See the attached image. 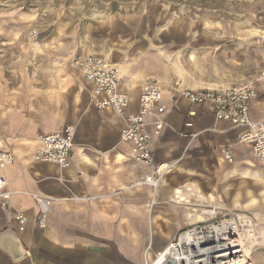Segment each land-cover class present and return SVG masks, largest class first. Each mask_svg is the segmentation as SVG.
Returning <instances> with one entry per match:
<instances>
[{
  "label": "crops",
  "instance_id": "obj_1",
  "mask_svg": "<svg viewBox=\"0 0 264 264\" xmlns=\"http://www.w3.org/2000/svg\"><path fill=\"white\" fill-rule=\"evenodd\" d=\"M261 24L264 34V19ZM127 28L84 34L81 42L64 44L72 46L65 58L47 57L45 42L36 43L40 51L24 42L25 57L0 58V149L14 153L4 170L10 197L0 204V264H146L191 224V209L171 201L177 189L190 183L204 193L216 188L226 204L242 210L264 201V164L250 145L239 141L242 128L217 120L209 105L179 96L182 89H219L248 81L262 69L264 52L259 64L252 52L243 60L244 69L237 65L228 75L225 61L237 57H228L218 29H184L181 40L163 42L156 33L145 38L139 26ZM23 30L0 27V46L14 50L22 43L16 34ZM76 51L101 56L119 68V89L130 98L125 116L92 103L93 83L68 58ZM148 81L161 87L159 104L165 108L162 130L149 139L151 156L156 163H176L155 192L139 183L149 167L133 161L131 143L119 139ZM250 117L264 119V82L257 85ZM68 124L75 127L70 165L36 161L40 136L61 132ZM225 149L231 151V162ZM34 193L51 199L44 226L37 221ZM18 213L26 215L23 230ZM16 237L25 254L12 258L5 249Z\"/></svg>",
  "mask_w": 264,
  "mask_h": 264
},
{
  "label": "built area",
  "instance_id": "obj_2",
  "mask_svg": "<svg viewBox=\"0 0 264 264\" xmlns=\"http://www.w3.org/2000/svg\"><path fill=\"white\" fill-rule=\"evenodd\" d=\"M262 46L264 47V38ZM72 65L85 80L93 83L91 100L97 108H111L118 115L125 116L130 98L128 93L119 89L121 72L116 65L97 55H78L73 59ZM262 82H264V64L262 69L246 82L219 89H182L179 91V96L191 103L209 105L217 120H225L233 127L242 128L239 141L250 145L253 155L264 164V119L253 120L250 117V105L257 97V85ZM161 97V87L156 82H146L139 93L137 111L126 116L127 123L119 130L120 141L129 142L132 145V160L149 167V172L139 183L149 185L154 192L164 176L172 169L171 163H156L149 149L150 136L158 135L165 124L163 116L165 108L159 104ZM148 118L152 119L148 121ZM148 124H151V130L147 129ZM74 136L75 127L71 124L66 125L61 132L41 135L40 145L33 154L34 159L58 165L60 168L68 167ZM224 156L229 162L232 161L229 149L224 150ZM13 160L12 151L0 149L1 205H4L10 197L4 170L13 163ZM178 194H182L184 198ZM191 195L192 188L185 185L176 190L171 201L187 202ZM32 196L37 200L40 208L38 224L44 226L48 219L51 199L36 193ZM206 210L213 211L211 217L192 223L183 229L162 252L157 253L155 258L146 264H167L166 261L159 260L169 250L178 255L172 264H191L189 261L195 250L214 244L211 243L216 237L213 227L217 224L226 226L225 230L219 231L222 240L232 242L233 247L227 250L231 253L230 264H250L254 249L264 245V226L259 219L247 211H231L219 216V211L215 207ZM202 213L207 216L206 212L202 211ZM15 218L19 230H23L26 215L18 213ZM187 237L190 243L195 239L198 247L183 242Z\"/></svg>",
  "mask_w": 264,
  "mask_h": 264
},
{
  "label": "rangeland",
  "instance_id": "obj_3",
  "mask_svg": "<svg viewBox=\"0 0 264 264\" xmlns=\"http://www.w3.org/2000/svg\"><path fill=\"white\" fill-rule=\"evenodd\" d=\"M263 19L264 0H0V27L26 28L16 34L17 40L22 43L13 46L14 50L8 51L0 46V58L25 57L22 53L26 50L21 51L25 47L24 42L33 43L38 51L40 45L36 43L45 42L49 49V55L45 54L47 57L65 58V53L72 46L64 44L81 42L84 34L90 32L102 35L119 29L125 31L128 26H139L145 38L152 36L150 33H156V39L163 42L181 40L184 29L192 31L202 27L209 31L218 29L219 35L228 44V57L233 54L237 57L235 61L240 60L239 63L225 61V72L232 75L237 65L245 68L243 60L247 61L252 52L256 64H259L261 52H264ZM37 53L36 56H41L40 52ZM78 55L81 54L76 51L68 57L71 58V65ZM171 164L172 167L176 165ZM213 168L208 171L210 175L214 173ZM216 180L215 177L210 179L214 184ZM186 186L192 188V195L189 201L182 203L192 213L208 218L202 211L214 207L219 216L231 211H247L264 226V201L251 209L242 210L226 204L217 196L216 188L213 193H204L193 183ZM261 197L258 192V198ZM193 217L191 224L200 222L196 220L198 217ZM250 264H264V245L254 249Z\"/></svg>",
  "mask_w": 264,
  "mask_h": 264
},
{
  "label": "bare ground",
  "instance_id": "obj_4",
  "mask_svg": "<svg viewBox=\"0 0 264 264\" xmlns=\"http://www.w3.org/2000/svg\"><path fill=\"white\" fill-rule=\"evenodd\" d=\"M107 60V59H106ZM109 62V60H107ZM121 72V71H120ZM178 196H182V194H178ZM184 198V197H183ZM182 198V199H183ZM203 212L207 213V217H211L213 214L212 210H203ZM193 219H196L197 221H204L205 218L199 214L192 213ZM226 226L225 224H220V225H215L213 227L214 231L216 232V237L214 240H212L211 243H214L212 246H207L201 249L195 250L194 254H192V258L189 261L191 264H207V263H212V264H230V257L231 253L227 252V250H230L232 246V242L230 240H222L219 231L225 230ZM183 242H186L187 244L190 243L188 237L186 238V241L183 240ZM209 243V244H211ZM193 247H198V242L193 239L192 242L190 243ZM162 252V251H161ZM210 252L212 253L210 255ZM203 254L205 257L203 258ZM177 254L175 252H171L170 250L165 252L161 259L159 261H166L167 264H172L175 262V259L177 258ZM247 263V262H246Z\"/></svg>",
  "mask_w": 264,
  "mask_h": 264
},
{
  "label": "water",
  "instance_id": "obj_5",
  "mask_svg": "<svg viewBox=\"0 0 264 264\" xmlns=\"http://www.w3.org/2000/svg\"><path fill=\"white\" fill-rule=\"evenodd\" d=\"M6 233H2L1 236H3ZM12 258H19L23 254H25V249L19 239L17 237L13 240L11 245L7 249H5Z\"/></svg>",
  "mask_w": 264,
  "mask_h": 264
}]
</instances>
